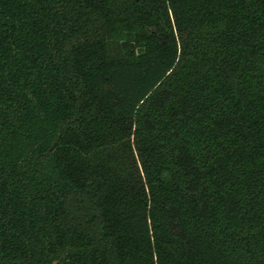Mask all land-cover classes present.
Returning a JSON list of instances; mask_svg holds the SVG:
<instances>
[{"label":"trees","instance_id":"16d2710c","mask_svg":"<svg viewBox=\"0 0 264 264\" xmlns=\"http://www.w3.org/2000/svg\"><path fill=\"white\" fill-rule=\"evenodd\" d=\"M264 264V0H0V264Z\"/></svg>","mask_w":264,"mask_h":264},{"label":"water","instance_id":"95a60500","mask_svg":"<svg viewBox=\"0 0 264 264\" xmlns=\"http://www.w3.org/2000/svg\"><path fill=\"white\" fill-rule=\"evenodd\" d=\"M53 264H56V263H53Z\"/></svg>","mask_w":264,"mask_h":264},{"label":"flooded vegetation","instance_id":"af4514ba","mask_svg":"<svg viewBox=\"0 0 264 264\" xmlns=\"http://www.w3.org/2000/svg\"><path fill=\"white\" fill-rule=\"evenodd\" d=\"M54 263H56V262H54Z\"/></svg>","mask_w":264,"mask_h":264}]
</instances>
